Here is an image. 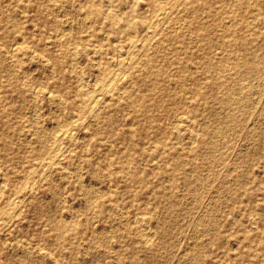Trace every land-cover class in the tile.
<instances>
[{
  "label": "rangeland",
  "instance_id": "1",
  "mask_svg": "<svg viewBox=\"0 0 264 264\" xmlns=\"http://www.w3.org/2000/svg\"><path fill=\"white\" fill-rule=\"evenodd\" d=\"M55 1L0 0V264H264V0L218 2L225 23L207 39L176 38L167 26L97 116L71 126L68 153L40 177L34 168L80 112L70 104L99 79L93 61L112 68L140 35L114 32L85 10L151 15L149 0ZM21 41L31 53L11 60ZM155 73L165 82L154 84ZM126 93L148 106L121 105ZM11 200L20 204L9 222Z\"/></svg>",
  "mask_w": 264,
  "mask_h": 264
},
{
  "label": "bare ground",
  "instance_id": "2",
  "mask_svg": "<svg viewBox=\"0 0 264 264\" xmlns=\"http://www.w3.org/2000/svg\"><path fill=\"white\" fill-rule=\"evenodd\" d=\"M231 1L238 2L239 0H231ZM218 2H221V0H149L148 4L150 5V8H148V11H151V15L148 18H146V17H143V13L140 12L141 16H139V19L137 18L138 20H135L134 14L136 13V11H135L134 8H132L129 13H126L125 14V11H126L125 10V11H123L124 12L123 14H116V13H114L112 11H108V10H106L104 8L102 9L99 6H95V7H90L89 6L85 10V16H90L92 18L100 19L101 23H103L106 26H108L114 32H120V34L126 35L129 32H133V31L138 32L140 30V35L137 36V37H134L135 39L132 38V36H131L129 42L127 41L128 44H127L126 49H123V50H121L120 48L118 49L119 57L116 59L115 64L112 66V68H110L109 65H106V64L104 65L102 62H98L99 60L98 61H96V60L93 61L92 60L93 62H95V66L98 67V69H99V71H98V78H99L98 81H96V82L94 81V83H96V84L95 85L93 84L94 85L93 88H90V90L87 89L88 91L86 90L87 91V94L86 93L84 94V96L86 97L84 99V101H82L80 103H74L73 102V103L70 104V106H72L74 109L75 108L80 109L79 110L80 112L77 113L71 119V121L69 123V126H70L69 128H66L65 127L66 128L65 130H63L61 133H58V134L56 133V136L54 135L55 137L53 136L54 137V143H53V146L51 148V152L48 155H46V157L42 158L43 160L41 159L42 161L34 168V171H36L38 174H41L42 176L39 175L40 177H43V176H46V175H48L50 173V167H52L53 165H56L57 166L59 159L61 157L65 156L68 153V151L66 150V146L65 145H62L63 140L64 139H69L71 141L73 139L74 133H71V131H70L72 129L71 126H74V125L85 126V124H86L85 123V118L83 120V117L85 115L82 117L83 114H87L91 118H94L95 116H97V113H99V110L101 109V107L107 103L105 101L106 100V96L107 95H111L113 97V96H115L117 94L116 93V90L118 89V86L121 85V84H123V83H125L126 80H127V77H128L129 72L132 69H134V68L137 67V64H138V62H137L138 60L137 59L141 55H147V52L149 51V49L151 48V46H153L158 40H160L159 38H161V36H163L165 34L164 30H165V28L167 26L170 25V28L173 30V31L168 32L167 35H172V36H174L176 38H181L182 39L183 35H186V33H189V34L193 35L197 39H207L208 37H211V34L214 32V29H213L214 24L219 23L221 25V22L225 23L223 21V19L226 17L225 16V12H226V9H227V7H226L227 4H225V5L222 4L220 7H217L216 4ZM87 6H88V4H87ZM109 6H110V3H109ZM109 6H107V7H109ZM81 8H82V6H81ZM126 8H127V6H126ZM256 8H257V6H256ZM108 9L110 10V8H108ZM203 15H206V17L211 18L212 19V24H206L202 20L203 19L202 18ZM178 24H182L183 25V28H179L178 30H176V28H174V26L175 25H178ZM63 27H65V25ZM67 28L68 27H65V30L64 29H61L60 32L59 31L57 32L58 33L57 34V38L58 39H60V40L61 39H64V40L66 39L65 36L66 35L68 36V34H69V33L66 34V31H68ZM71 30H72V28H71ZM228 34H229L228 31H224L223 30V36L222 37H225L226 38ZM55 36L53 38H55ZM22 41H23V39H22ZM22 41L20 43H22ZM24 43H26V42H24ZM26 45H28V44H26ZM223 45H225V44H223ZM29 52H30V49L27 48L26 46H24L23 43L22 44H17V45H14V46L12 45V49L10 51V59L12 58V59H15L16 60L22 54L29 53ZM71 52H73V51H71ZM90 52L93 55L97 56V57L98 56H100V58L102 57L101 56L102 49H99V47L98 48H96V47L92 48L90 50ZM88 55H90V53ZM117 56H118V53H117ZM86 57H87V55H86ZM22 58H25V57H22ZM92 59H94V57ZM43 60H45V59H43ZM48 61H49V59H48ZM21 62H23V61L21 60ZM71 62H72V60H71ZM147 64H148V62L146 61L144 63L145 67H146ZM257 67H258L257 65L254 66L255 69H257ZM70 69L72 70V68H70ZM183 69H184V66H181V72L183 71ZM23 71L26 72V69H24ZM218 71H220V72H218L219 74H217V77L220 80L223 81L224 76L221 73L222 72V69L219 68ZM181 72H179V71L177 72L176 76H178L177 77L178 79L175 80L176 82L182 83L184 81V75L180 74ZM53 74H54V72H53ZM70 74H71V71H70ZM29 75H27V77ZM51 77H52V75H51ZM80 77L83 78V76H80ZM155 77H156V79L154 80V84L157 83V85H158L159 82H162L161 80H164V79H161V74H159V73H155ZM89 79H87V81ZM84 82H86V80ZM164 82H165V80H164ZM43 83H44V81H43ZM79 83H81V81ZM21 85H24V84H21ZM77 85L79 86L78 83H77ZM81 85L82 84H80V87H82ZM84 86H85V84H84ZM42 88H44V87H42ZM46 89H48V88H46ZM121 89H122V87L119 89V91ZM138 90H140V89H138ZM45 91H47V90H45ZM41 92H42L41 88L37 87L33 91V94H34V96H38L39 93H41ZM202 94H203L202 92L197 91L195 93V95L196 96H199V97L195 98V100H197V99L199 100V98L202 96ZM56 95H58V94H56ZM51 96H52V94H51ZM123 98H124L125 101H123V103L121 102L120 103L121 105L127 104V105L134 106V107L137 108L136 111H138V112H140V109L142 107L148 106V105H146V104H144L142 102L139 103V102L133 101L131 99V94H129V93L124 94L123 95ZM218 100H220V99H218ZM160 101H161V99L158 102H156V106L159 107V108L162 107V104H161ZM206 108H207V112L208 113H211V111L213 110V108H211L209 106H206ZM3 113H5V112L3 111ZM191 114H195V113L191 110ZM188 120H189V118H188ZM58 122H60V121H58ZM178 124H180V123H178ZM189 124L192 125V121L191 120L189 121ZM38 129H39V127H38ZM204 134L205 135L209 134L208 130H205L204 131ZM180 135H182V134H180ZM202 137L203 136H201L199 138V142L202 145L209 144V141H208L207 137L204 138V139H202ZM189 138L192 140V143H193V141L197 139L196 133L190 132L189 133ZM194 142H196V141H194ZM190 145H192V144H190ZM7 146H9L8 143H7ZM195 151L196 150H192L191 151L192 154H194ZM129 156H130L129 154H126L125 155V157L128 158V159L130 158ZM159 156H160L161 159H165V156H163L161 154H159ZM179 156L180 155L174 153L172 156L169 157V160H171L172 163H175L176 166H179L180 165V162L182 164V161L179 162V160L181 159V157H179ZM193 159H194V156H193L192 159H190V161L193 162ZM130 160H132V159H129V161ZM172 163H171V167L170 168L169 167H166V172H167V176H169L171 179H174L175 176L172 175V173H171V171L173 169V164ZM191 164H192V168L194 169L193 171L195 172L196 169H197V165L196 164H193V163H191ZM0 170H2V169H0ZM34 171H33V173H35ZM170 173H171V175H170ZM134 174H135L134 171L132 169H129L128 168L127 171L125 172V175L124 176H126V177L128 176L127 178H130L131 176H134ZM2 176H3V174H2ZM29 178L30 179L28 181L30 182L31 176ZM28 181H27V183H28ZM187 184H189V183H187ZM24 188H25V186H24ZM0 189H1V187H0ZM20 191L21 190H19V192ZM21 192H23V191H21ZM16 195L17 194L15 193V196ZM17 197H19V195ZM17 197H16V200H17ZM14 200H15V198H14ZM12 202H9V206L6 209V211L8 209L11 210L10 212H7V216H6L7 219H8L7 221H9V222H10V220L12 218L14 219V217H16L15 216V212L17 211V208L19 207V204H20L19 203L18 205H16L14 202L13 203ZM21 205H22V203H21ZM0 210H2V209H0ZM19 211H20V209H19ZM4 215H5V213H4ZM16 215H18V214H16ZM0 218H1V216H0ZM13 219H12V221H13ZM1 220L2 219H0V221ZM7 221H6V223H8ZM3 222H4V220H3ZM0 225H3V223L2 224L0 223ZM210 225L212 226L213 224L211 223ZM3 227L4 226H2V228ZM149 234H151V236H152V233H149ZM146 235L147 234H145V236ZM154 236L155 235H153V237ZM146 240H150V239L146 238L145 241Z\"/></svg>",
  "mask_w": 264,
  "mask_h": 264
}]
</instances>
